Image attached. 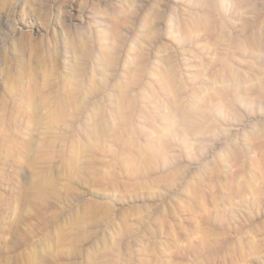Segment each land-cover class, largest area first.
Segmentation results:
<instances>
[{"label":"rangeland","instance_id":"rangeland-1","mask_svg":"<svg viewBox=\"0 0 264 264\" xmlns=\"http://www.w3.org/2000/svg\"><path fill=\"white\" fill-rule=\"evenodd\" d=\"M0 264H264V0H0Z\"/></svg>","mask_w":264,"mask_h":264}]
</instances>
